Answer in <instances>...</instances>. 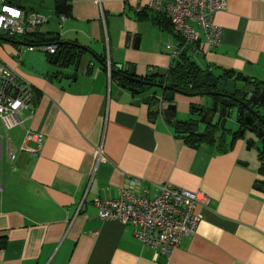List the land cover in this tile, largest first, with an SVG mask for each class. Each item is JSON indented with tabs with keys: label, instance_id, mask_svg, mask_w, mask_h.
<instances>
[{
	"label": "crops",
	"instance_id": "1",
	"mask_svg": "<svg viewBox=\"0 0 264 264\" xmlns=\"http://www.w3.org/2000/svg\"><path fill=\"white\" fill-rule=\"evenodd\" d=\"M65 1L68 15L56 12L54 0L37 1L49 2L53 17L19 4L47 18L36 29L41 35L81 46L67 68L0 40V61L34 90L22 126L7 131L18 151L9 176L19 174L0 187V264H264V191L255 187L264 173L246 139L231 141L235 130L225 128L212 143L187 144L173 122L190 119L191 106L204 99L175 93L168 122L143 101L154 90L134 96L110 76V65L132 66L138 78L164 73L178 60L167 45L179 38L152 23L150 12L135 15L148 0ZM214 21L220 44L209 46L195 28L201 41L190 48L191 60L215 76L232 71L264 81V0H227ZM26 131L42 139L21 152ZM4 134L0 126V142ZM163 183L207 198L196 207L202 219L195 233L169 261L142 245L131 226L98 219L94 206L131 185L151 198Z\"/></svg>",
	"mask_w": 264,
	"mask_h": 264
},
{
	"label": "built area",
	"instance_id": "2",
	"mask_svg": "<svg viewBox=\"0 0 264 264\" xmlns=\"http://www.w3.org/2000/svg\"><path fill=\"white\" fill-rule=\"evenodd\" d=\"M14 1L16 0H0V35L19 37L36 31L47 21L45 16L35 11L23 10ZM226 1L148 0L144 7H136L134 12L148 11L153 18L161 16L168 19L173 34L180 41L177 46L167 45V48L171 49L173 58H178L183 53L189 55L190 48L201 41L195 28L202 32L209 46L216 47L220 44L222 28L215 23L214 17L225 8ZM13 12L17 15H13ZM27 50H40L52 56L56 53L57 46H28ZM33 100L32 87L0 61V126L5 132L1 136L0 152L4 144L6 155L11 161H16L17 157L7 131L22 126V112L31 108ZM41 139L26 131L24 143L19 150L29 152L26 142H41ZM132 182L134 185L137 180L133 179ZM133 185L121 187L115 199H96V215L102 221L114 220L131 226L134 237L142 245L156 249L157 255L169 261L181 239L195 233L202 219V215L196 213V207L200 202L207 201V198L201 191L181 189L170 183L159 185L158 193L149 198L137 193Z\"/></svg>",
	"mask_w": 264,
	"mask_h": 264
},
{
	"label": "water",
	"instance_id": "3",
	"mask_svg": "<svg viewBox=\"0 0 264 264\" xmlns=\"http://www.w3.org/2000/svg\"><path fill=\"white\" fill-rule=\"evenodd\" d=\"M16 44H22L21 42H14ZM64 46H74L75 50L80 49L81 46L75 45L68 42H61ZM61 57V60L59 61ZM76 58V51L74 53L69 52V50H58L56 56L52 62L53 66L59 65L68 67L72 59ZM79 65V59L76 60V68ZM122 69V66L117 67ZM125 71H129L130 76L127 78L133 83L141 85L143 88L135 90L130 87H125L132 95L140 96L142 94L151 93L146 99V103L155 107L157 113L162 115V117L168 121L173 122L175 118L176 105L173 103L174 94H182L181 92H171L168 86L150 83L134 75L133 67L128 65L123 67ZM156 73V71H153ZM62 76L59 77L61 80ZM50 81V78L47 79ZM202 81L211 88V90L204 94L198 96L189 97H199L204 99V103H198L191 106V118L187 121H179L181 123H187L189 125L190 131L196 133L197 136L202 134L198 133L200 128L203 130L218 129V137L221 134L226 133L225 120L230 116L233 110L236 111V123L239 128L234 132L237 138L245 139L246 133L254 134V139H248L247 147L250 148L254 145L257 152V157L264 164V120L261 115L257 114L256 110H259L264 105V86L262 81L248 79L246 77L237 78H227L223 74L219 76L213 75L211 71H205L202 75ZM159 91V94L158 92ZM153 99L155 103L150 100ZM139 102V101H137ZM135 104H138V103ZM161 105V106H160ZM237 116H243L245 121V127H240L237 122ZM220 133V135H219ZM232 133V134H234ZM205 134V133H204ZM233 136H231L232 141ZM263 153V154H262ZM262 184L263 186H260ZM256 188H260L264 191V182L256 183Z\"/></svg>",
	"mask_w": 264,
	"mask_h": 264
},
{
	"label": "trees",
	"instance_id": "4",
	"mask_svg": "<svg viewBox=\"0 0 264 264\" xmlns=\"http://www.w3.org/2000/svg\"><path fill=\"white\" fill-rule=\"evenodd\" d=\"M55 1V10L58 14H67L70 11V7L66 4L65 0H54ZM14 4L20 8H22L19 4V0L14 1ZM146 11H142L140 13H135L137 17L145 16ZM151 22L162 27L170 30L172 32V28L170 22L165 17L161 16H150ZM173 33V32H172ZM176 37V36H175ZM177 38V37H176ZM1 41H8L13 44L14 42H21L26 46H41V45H56L57 51L58 50H69V52L74 53L75 47L74 46H64L61 44V40L58 34L54 36L51 35H41L38 31H33L30 33H26L19 37H7L4 35H0ZM56 51V53H57ZM56 53L52 56H48L49 62H53ZM102 65L106 68L105 60H102ZM205 71L202 70L196 62L191 60V57L186 53L179 55L178 60H176L168 69L162 74L151 75L147 77H141L140 79L143 81H147L150 83H157L168 86L171 89V92H181L185 96H198L209 92L211 90L203 81L202 75ZM110 76L111 78L115 79L120 83V85H124L125 87H130L135 90L142 89L143 87L139 84L133 83L129 81L127 78L130 76L129 71H125L123 68L118 69L116 66L110 65ZM224 77H231L240 79L242 76L239 74H235L232 71H224ZM264 83L263 80H261ZM33 90V89H32ZM34 92V90H33ZM151 102L155 103L153 99L150 100ZM262 110V118L264 120V105L261 107ZM237 122L239 123L240 127H245V121L243 116H237ZM175 132L179 137L183 139L187 144H196L202 141L204 142H213L214 139H220L222 136L218 137L217 132L218 129L207 130L205 134L201 136H197L190 132L189 125L187 123H181L179 121L173 122ZM234 141L237 136L236 133L232 134ZM260 171L264 173V164L262 163L260 166Z\"/></svg>",
	"mask_w": 264,
	"mask_h": 264
},
{
	"label": "rangeland",
	"instance_id": "5",
	"mask_svg": "<svg viewBox=\"0 0 264 264\" xmlns=\"http://www.w3.org/2000/svg\"><path fill=\"white\" fill-rule=\"evenodd\" d=\"M37 1H40V0H21V2L23 4H25L26 6L31 7V5H35L38 10H40L43 13H49L53 17L52 5L49 2L45 3L44 5H41V6L36 5ZM53 21H54V19H53ZM46 25H48V24H43V25L39 26L38 29L42 31L45 29ZM23 49H26V47H23ZM34 53L40 54L42 56V59L45 60V56H44L45 53L44 52H42L40 50H35ZM235 118H236V111L233 110V112H231L230 116L227 117L225 120V124H224L225 128L232 129V130L236 131L237 124H236ZM10 134H11V132H10ZM254 138H255L254 134L246 133V137H245L246 140L244 141L245 145H247L248 139H254ZM245 145H244V148L247 149V146H245ZM248 151L251 152V155L254 156L255 159L258 158L257 152L254 148V145L252 147H250L248 149ZM13 152L15 155L18 154L17 148L15 146H13ZM11 162L15 163L16 161L14 162V161H11L9 158H7L5 148L3 147V149H2V160L0 161V187H2V188L5 186L6 181H8L11 178V176H13V178H16V176L19 174L18 172L17 173H11V176H9V167L11 166ZM4 195H5V193H4Z\"/></svg>",
	"mask_w": 264,
	"mask_h": 264
},
{
	"label": "flooded vegetation",
	"instance_id": "6",
	"mask_svg": "<svg viewBox=\"0 0 264 264\" xmlns=\"http://www.w3.org/2000/svg\"><path fill=\"white\" fill-rule=\"evenodd\" d=\"M260 84H263V86H264V83H260ZM211 91H214V90H211ZM256 112H257V114H259V115H261L262 116V110H261V108L259 109V110H256ZM191 132V131H190ZM193 134H196V133H194V132H192ZM198 133H200V134H204V133H206V130H203V128H200L199 130H198ZM263 154V153H262Z\"/></svg>",
	"mask_w": 264,
	"mask_h": 264
},
{
	"label": "snow or ice",
	"instance_id": "7",
	"mask_svg": "<svg viewBox=\"0 0 264 264\" xmlns=\"http://www.w3.org/2000/svg\"><path fill=\"white\" fill-rule=\"evenodd\" d=\"M12 14H13V15H17V13H15V12H13Z\"/></svg>",
	"mask_w": 264,
	"mask_h": 264
}]
</instances>
